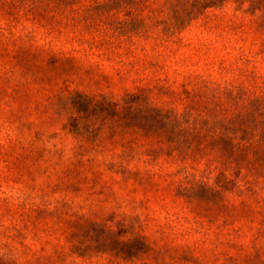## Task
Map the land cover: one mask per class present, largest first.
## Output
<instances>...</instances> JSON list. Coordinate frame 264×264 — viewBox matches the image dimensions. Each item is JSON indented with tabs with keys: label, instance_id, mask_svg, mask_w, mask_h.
Masks as SVG:
<instances>
[{
	"label": "rangeland",
	"instance_id": "rangeland-1",
	"mask_svg": "<svg viewBox=\"0 0 264 264\" xmlns=\"http://www.w3.org/2000/svg\"><path fill=\"white\" fill-rule=\"evenodd\" d=\"M54 1L0 0V257L14 264H264L259 197L228 186L212 202L190 198L205 184L217 187L220 169L206 157L179 160L160 150L158 136L138 131L82 141L59 109L73 91L116 99L144 91L175 110L199 103L187 92L201 81L264 92L258 13L227 0L165 35L167 0ZM85 221L111 238L141 235L146 247L130 258L92 251L88 237L100 231Z\"/></svg>",
	"mask_w": 264,
	"mask_h": 264
},
{
	"label": "trees",
	"instance_id": "trees-1",
	"mask_svg": "<svg viewBox=\"0 0 264 264\" xmlns=\"http://www.w3.org/2000/svg\"><path fill=\"white\" fill-rule=\"evenodd\" d=\"M69 1L54 2L61 5ZM225 1L167 0L171 15L164 22L163 34L181 30L207 8ZM232 1L237 6L247 3L252 12L258 13L260 25L264 26V0ZM187 94H193L199 103L193 101L189 107L175 110L154 104L144 91L126 92L118 99L105 93L73 91L61 96L59 109L67 118L65 126L82 141L112 137L127 130L138 131L145 136H158L160 150L179 160L206 157L208 164L220 169L217 187L205 184L204 189L191 192L190 198L212 202L231 186L240 194L259 197L258 201L264 203V92L250 93L242 85L201 81L196 90ZM204 98L205 102H201ZM84 226L100 231L98 239L88 237L93 239L92 251H111L130 258L146 247L141 235L128 242L111 238L113 234L96 222L85 221ZM73 247L79 249L77 245ZM0 264L14 263L4 256L0 257Z\"/></svg>",
	"mask_w": 264,
	"mask_h": 264
}]
</instances>
